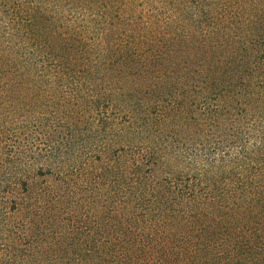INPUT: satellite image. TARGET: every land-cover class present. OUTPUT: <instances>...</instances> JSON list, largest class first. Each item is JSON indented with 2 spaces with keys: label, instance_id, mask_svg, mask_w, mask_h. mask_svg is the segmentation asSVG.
<instances>
[{
  "label": "trees",
  "instance_id": "16d2710c",
  "mask_svg": "<svg viewBox=\"0 0 264 264\" xmlns=\"http://www.w3.org/2000/svg\"><path fill=\"white\" fill-rule=\"evenodd\" d=\"M0 91L105 159L0 264H264V0H0Z\"/></svg>",
  "mask_w": 264,
  "mask_h": 264
},
{
  "label": "rangeland",
  "instance_id": "374dc122",
  "mask_svg": "<svg viewBox=\"0 0 264 264\" xmlns=\"http://www.w3.org/2000/svg\"><path fill=\"white\" fill-rule=\"evenodd\" d=\"M19 96L17 92L0 91V236L9 232L8 225H18L16 229L24 241L40 234L43 215L39 195L48 189H61L67 194L65 204L74 203L72 206L76 207V198L85 200V194L91 191L92 174L88 173L95 174L105 159L99 147L82 148V141L94 140L90 130L78 132L76 138L66 142L68 154L60 163L53 158L44 159L39 153L42 137L47 135V147H53L55 135L48 129L43 134L34 126L35 120L17 103ZM83 123L81 119V127ZM68 136H58L57 143L63 146ZM44 217L46 222L52 220Z\"/></svg>",
  "mask_w": 264,
  "mask_h": 264
}]
</instances>
